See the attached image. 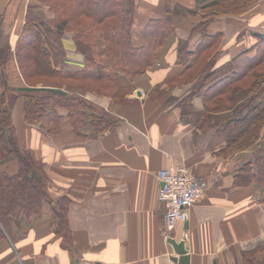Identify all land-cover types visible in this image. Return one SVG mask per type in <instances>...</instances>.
Returning a JSON list of instances; mask_svg holds the SVG:
<instances>
[{
    "label": "crops",
    "instance_id": "1",
    "mask_svg": "<svg viewBox=\"0 0 264 264\" xmlns=\"http://www.w3.org/2000/svg\"><path fill=\"white\" fill-rule=\"evenodd\" d=\"M209 1L134 0L135 46L144 44L142 32L151 20L171 18L174 30L157 47L148 70L134 78L121 73L110 95L77 82H28L16 58L18 42L28 20L46 23L54 11L42 0H0V97L4 92L19 95L12 104L19 147L30 152L45 174L52 203L68 201L71 231L66 244L56 232L49 204L40 213L21 214L11 231L0 233V264H178L173 257L182 250L190 255V264H244L249 250H256L262 263L264 196L248 176L250 166L253 172L256 168L254 150L228 146L216 127L222 114L208 110L199 90L201 72L194 78L178 75L185 67L177 63L179 47L186 43L194 58L204 34L192 30ZM243 1L242 12L222 13L205 24L206 33L217 40L214 51L205 54H211L212 62L206 70L257 53L264 37V0ZM63 44L64 67L83 68L85 55L71 32ZM31 87L79 94L115 116L118 124L92 135L75 127L66 112L54 130L29 124L24 96L41 95ZM173 164H185L208 181V188L188 218L168 233L158 172ZM17 170L16 158L0 162V171Z\"/></svg>",
    "mask_w": 264,
    "mask_h": 264
},
{
    "label": "trees",
    "instance_id": "2",
    "mask_svg": "<svg viewBox=\"0 0 264 264\" xmlns=\"http://www.w3.org/2000/svg\"><path fill=\"white\" fill-rule=\"evenodd\" d=\"M42 1L50 5L54 18L38 24L28 20L16 48L18 64L28 82H77L91 91L111 95L118 75L134 78L148 70L157 47L174 30L171 18L151 20L142 32L144 44L137 47L132 38L134 0ZM246 4L243 0H211L202 5V20L192 32L202 31L204 38L192 60L187 44L179 47L177 63L185 67L178 75L184 79L187 73L194 78L201 72L199 90L208 110L222 114L216 127L224 132L232 150H254L256 168L253 172L250 166L248 176L264 188V37H260L257 53L251 59L244 54L214 71L206 70L212 62L211 54H205L214 51L217 40L206 33L205 24L222 13H240ZM66 32L73 34L78 49L85 55L81 69L64 67ZM30 90H38L41 95L24 96L25 121L29 124L57 129L64 112L75 127L87 129L92 135H100L118 124L115 116L79 94L59 87ZM18 97L13 92H4L0 97V162L18 160L16 173L0 171V233L11 231L21 214L40 213L49 204L56 232L68 244V201L52 203L45 174L30 152L19 147L12 120V104ZM244 264H264V260L260 263L256 250H249L244 252Z\"/></svg>",
    "mask_w": 264,
    "mask_h": 264
},
{
    "label": "built area",
    "instance_id": "3",
    "mask_svg": "<svg viewBox=\"0 0 264 264\" xmlns=\"http://www.w3.org/2000/svg\"><path fill=\"white\" fill-rule=\"evenodd\" d=\"M158 178L161 182L159 200L165 205V227L170 233L178 223L186 219L188 210L204 196L208 181L197 176L185 164H173L161 169Z\"/></svg>",
    "mask_w": 264,
    "mask_h": 264
},
{
    "label": "water",
    "instance_id": "4",
    "mask_svg": "<svg viewBox=\"0 0 264 264\" xmlns=\"http://www.w3.org/2000/svg\"><path fill=\"white\" fill-rule=\"evenodd\" d=\"M188 218V213L186 214V219ZM182 254L180 256L173 257L174 261H176L178 264H190V255L182 250Z\"/></svg>",
    "mask_w": 264,
    "mask_h": 264
},
{
    "label": "rangeland",
    "instance_id": "5",
    "mask_svg": "<svg viewBox=\"0 0 264 264\" xmlns=\"http://www.w3.org/2000/svg\"><path fill=\"white\" fill-rule=\"evenodd\" d=\"M203 178V177H202ZM205 179V178H204ZM258 186V185H257ZM260 189V191L262 192V196H264V188L262 187V188H259ZM251 251V250H250Z\"/></svg>",
    "mask_w": 264,
    "mask_h": 264
}]
</instances>
